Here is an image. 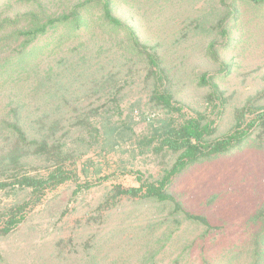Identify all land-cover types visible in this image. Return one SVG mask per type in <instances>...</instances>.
Instances as JSON below:
<instances>
[{
  "label": "rangeland",
  "instance_id": "rangeland-1",
  "mask_svg": "<svg viewBox=\"0 0 264 264\" xmlns=\"http://www.w3.org/2000/svg\"><path fill=\"white\" fill-rule=\"evenodd\" d=\"M81 1L0 0L1 17L20 15V24L0 33V54L23 43L27 49L43 47L42 60L35 62L39 72L68 58L58 64L55 79L64 83L69 63L85 52L90 63L78 65L95 66L103 78L83 80L86 89L67 92L69 103L61 109L75 112L58 130L54 125L70 155L64 168L76 178L39 198L10 184L0 188V229L11 214L22 217L10 233L0 234V264H254L258 251L264 264L263 126L237 148L173 179L168 191L181 205L178 213L169 204L112 197L117 186L157 181L177 157L154 151L157 144L150 143L152 127L168 116L149 100L154 81L169 87L184 115L200 112L213 120L214 136L227 133L240 113L247 122L264 106V6L247 0H112L113 14L163 62L168 79L161 82L149 75L142 56L128 51L125 32L100 26L97 9L85 14L96 22L75 37L59 30L31 43L14 40L32 26L29 14L54 18ZM61 35L65 39L58 43ZM209 45L213 56L205 53ZM202 75L218 94L199 85ZM35 84L32 77L12 85L20 93L15 98L25 101V113L34 108L29 91ZM34 126L31 119L27 130ZM3 156L0 164L12 168ZM25 161L30 174L42 175L48 165L43 158ZM183 211L205 217L211 229L184 220Z\"/></svg>",
  "mask_w": 264,
  "mask_h": 264
},
{
  "label": "trees",
  "instance_id": "trees-1",
  "mask_svg": "<svg viewBox=\"0 0 264 264\" xmlns=\"http://www.w3.org/2000/svg\"><path fill=\"white\" fill-rule=\"evenodd\" d=\"M164 1L169 2V0ZM219 2L225 4V0H219ZM247 2L257 5V7L264 6V0H247ZM93 9H97L99 12L97 19L100 26L108 29L109 33L122 31L126 33L129 44L126 45L128 51L137 53L144 58L143 63L152 78L161 82L168 79L163 62L156 55L157 53H154V48L140 43L135 32L113 14L112 0H83L75 3L67 12L54 18L37 19V15L29 14L33 18L32 26L19 30L18 37L15 35L14 40L17 41L22 37L26 38V43H31L50 31L57 32L59 30L61 33H68V38L75 37L82 28L88 29L92 23L96 22L94 19L89 20L85 16ZM19 19L20 15L4 18L0 16V33L6 32L9 27L20 24ZM220 28L221 35L226 39L228 31L223 27V24ZM63 39H65L63 35L59 36L58 43ZM205 53L213 56L215 54L214 46L209 45ZM3 54H0L2 56L0 57V95L8 92V90L9 94L5 96L4 101L1 100L0 102V154H4V160L10 158L11 160L8 161L12 163L13 167L9 168L7 165L0 164V188L10 184L20 189H28L39 198L46 189L56 188L66 181L72 180L73 177L76 178L74 172L64 168V164L70 155L63 150V143L54 134L56 126L58 130L62 122L75 112L61 109L62 105L69 103H65L68 100L67 92L77 93L81 89H86V86L82 84L83 80L89 79L98 83L103 78L95 66L83 67L78 65L81 60L90 63L85 59V52L82 53L79 60H73L69 63L65 69L69 78L64 83L55 79L60 73L58 64L64 65L68 58H60L56 62V66H49L47 71L39 72L35 62L39 59L42 60L41 58L45 54L43 47L35 45L31 49H27V45L23 43L19 48L11 49L8 54L5 52ZM32 77L36 80V84L29 91V94L35 105L33 110H29L30 113H25V101L15 98L20 93H14L12 85ZM199 83L203 87L209 86L213 90L211 93H219L217 86L211 83L205 75L199 78ZM3 90L4 92H2ZM88 90L91 89H87V92ZM149 100L154 106L161 108L168 114L163 121L152 127L150 143L154 140L157 144L153 150L159 152L165 149L177 154V157L171 167L165 170L157 181L141 182L138 187L123 188L117 186L114 188L113 199L129 198L153 201L162 205L169 204L173 211L178 213L181 211V205L168 191L173 179L189 166L224 155L237 148L250 138L252 132L260 126L264 127V106L258 107V113H253L247 122L242 119L244 114L240 113L236 117L235 125L227 133L214 136L213 120L208 119L200 112H195L189 116L184 115L180 104L174 100V94L165 83L153 82ZM38 103H41L44 109L38 107ZM31 119L36 126L30 133L29 129L27 130V124L31 123ZM21 151L24 153L20 154ZM15 153L19 154L16 155ZM13 155L16 157L13 158ZM30 157L45 160L48 165L41 168L44 169V174L41 175L39 172L30 174L28 170H24L25 160ZM16 215V213L11 214L4 227L0 229L1 235L10 233L14 227L21 223L22 217L17 218ZM183 219L202 226L206 230L211 229L209 221L203 216L183 211ZM259 247L260 243L257 242L256 248L258 250ZM260 255L258 251L254 264L262 263Z\"/></svg>",
  "mask_w": 264,
  "mask_h": 264
}]
</instances>
